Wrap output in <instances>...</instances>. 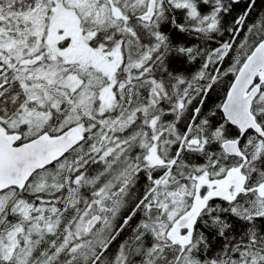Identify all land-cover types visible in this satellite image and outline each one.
Segmentation results:
<instances>
[{"label": "snow or ice", "instance_id": "1", "mask_svg": "<svg viewBox=\"0 0 264 264\" xmlns=\"http://www.w3.org/2000/svg\"><path fill=\"white\" fill-rule=\"evenodd\" d=\"M0 264H264V0H0Z\"/></svg>", "mask_w": 264, "mask_h": 264}]
</instances>
